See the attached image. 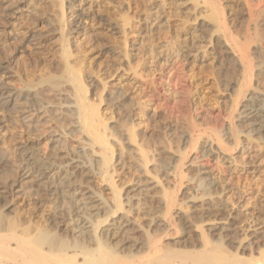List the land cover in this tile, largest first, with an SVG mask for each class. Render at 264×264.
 Wrapping results in <instances>:
<instances>
[{
    "label": "bare ground",
    "instance_id": "bare-ground-1",
    "mask_svg": "<svg viewBox=\"0 0 264 264\" xmlns=\"http://www.w3.org/2000/svg\"><path fill=\"white\" fill-rule=\"evenodd\" d=\"M78 1L79 0H48L50 3L49 7L52 9L55 8L53 22L50 21L51 24H48V26L51 25L48 27V32H46L42 38L38 37V35H28L25 37L26 46L28 45L31 48L30 55L34 57V60H38L39 55L42 57L44 51H46L44 49H46L47 45L49 46V44L51 45L54 43V48H52L50 52L52 58L57 62V68H51L48 60L42 59L39 65L35 63L36 65L33 69L25 74L26 78L24 82L21 78L22 75L20 76L19 74V68L12 70L4 66L0 67V79L13 80L16 78L19 80L25 89V91L19 92V95L21 94L20 98H25L22 93L27 91L33 92V90L37 89L36 87H38V92H65V94L68 95V99H70L72 103L71 108H73L72 111H70L71 113L66 115L63 112H55L56 114L48 112V117L57 124L58 130H62L61 133L72 135L73 133L79 132V134L83 136L82 138L85 139H83V141L87 142L91 155L94 156L96 154L98 156L96 161L97 165L95 164L97 166V169H95L97 172H95L96 174L93 173L98 177V181L104 184L105 191L109 193L110 199L106 200V198H104V190H96V188L92 187L90 181H88L89 179H85V175L79 178V174L73 175V172L67 170L64 177L61 178V176H63L61 173L62 169L70 167L72 164H77L73 159H71V163H66L65 166L59 167L58 171H55L56 169L50 163L47 164L38 159V166L34 165L36 162L33 163L35 166L34 173L36 174H34L35 177H33L38 180L40 188H38V196H40L39 198L41 199L40 206H46V202L51 201L54 205V208H52L54 211L57 207L56 205L59 204L62 206L63 204V210L61 214H59L61 221H56V216H58V214L54 213L55 215H51V217H42V220L38 221V224L35 223L30 225L20 220L19 215L16 213V215L11 218H7L0 214V264H264V248L258 247L249 250V248L245 246L244 241L248 239V234H244L242 236L243 238H240L238 245L235 247L233 246V242L228 239L232 238L228 233H234V231L217 226L216 222L219 221L227 222L229 228L234 226V222L228 218V212L226 215L224 213L226 209V205L224 204H226V201L224 202L221 200L220 203H214L213 205L209 202L213 196L219 195L220 187H217V183H213L211 180L210 182H206V184L204 181L203 186L202 184L198 185V183L197 185L193 184L195 185L194 188H192L193 186L191 187L190 184L185 186V184L193 183L192 181L195 178L194 174L199 176L198 172L195 173L192 172V170H189V174L194 173L191 175L193 178L186 173L188 172L186 169L188 167L185 168V165L192 151H203L205 157L207 156L209 158L212 156L208 155L209 150H207V148L209 144H213L219 153L224 155L227 154V156L230 157L243 143L240 137L243 126L242 121L247 119L249 115L248 112L250 114L253 112L256 113H254V117L256 118L255 122L258 123L254 128L248 130V132L246 131L245 140L248 142L251 141L252 135H260L264 129V119H262L263 116L261 114L264 110H257V105L254 103L255 98L248 92V87H250L252 82V71L255 67H253L250 62L251 56H249L250 52L247 46L249 40H246V37L249 35L247 32L249 30H246V27L249 29L248 26H245L246 36H244V33L242 37L245 38H239L242 41H238L227 26V20L223 15L225 12L223 13L224 9L219 3V0H189L193 5L190 4L195 8L193 11V22L195 21L196 23V21L200 19V28L210 27L209 30L212 32V36L214 38L219 37V39L221 37L223 45L231 51H229V55L235 57V62H237L236 65L239 67V71L237 70L239 72V81L237 82L239 83L237 84L238 88L235 92V97L231 100L230 105L226 109L228 126L223 129V131L222 129L211 127L210 125L203 126L202 124H197L196 120L189 116V119L183 120L186 122L185 124L174 120L176 122L173 124V128H171L170 123L172 122L169 120L171 117L169 118L167 114L158 113L159 109H163L162 107L164 104L162 102L163 106L160 105V97L158 98V92H156L157 86H155L156 83L154 81H151L152 79L149 80V82L151 81L149 85L152 86L149 96L145 95L147 93L140 95L141 92H138L139 89L136 90L138 86H134V82V85H132L120 81L121 76H119V73L121 74V72H123V74L131 72L134 75L138 73L135 78L144 77V71L142 69L137 71L139 66L133 67L129 58V52L135 46L136 28L139 22H141V19L137 18V14L141 12V9H139L140 7L138 8L136 4L138 0H122V3L125 5L126 14L124 12V17L119 20L121 22L120 24L116 23L111 26V30H109L118 38V46H116L117 49L120 50V57L122 58V62L118 63V65H116L117 67L113 70L114 74L111 70L108 71L109 69L103 72L102 69L101 71H95L92 67V62H88L90 58L86 56L87 49H84L86 43L89 42H78L79 36L83 34L82 32L84 31L82 26L86 21L84 19L85 15L77 13L70 21H68L66 17V11L69 9L73 10L74 3ZM244 1L247 6L245 8L248 9L249 13L253 11L251 12L253 14L254 12L258 14L264 4V0H243V3ZM80 2L81 1L78 3ZM252 9H255V11ZM261 12L263 13V11H260V13ZM15 13L14 11L12 15ZM261 14L258 15L260 16ZM258 15L257 18L259 17ZM199 16L200 18H198ZM251 18L253 19L255 16ZM16 19H18V17H16L15 20ZM187 19L184 20L180 17L179 23L181 25H179V27L181 26V28L184 29L188 28L191 23L189 24ZM142 20L144 21L145 19ZM164 23L167 31H162L160 35L162 38L161 40L168 45L167 47H169L170 52L176 54L180 60L186 62V66L190 68V79L199 81V83L202 84V90L208 86L206 91H210V96L208 95L209 97H207L208 99L206 101L212 102L216 98L215 95L217 96L218 93L223 91L220 90V86L217 83L219 81H217L218 78L214 73V68L211 65L204 64L201 58H199L200 60L194 58L189 61L187 58V50L183 46L184 43L179 39L177 34V22L171 21L170 18L167 17ZM250 23H253V21ZM250 23H248V25ZM200 30L204 31V29ZM206 31H208V29ZM47 34L52 37L47 38ZM18 36L19 34L12 37L14 42L18 40ZM212 36L210 37V41H208L209 43L211 42V38H213ZM98 37L99 35L97 34L91 36L93 44L98 42ZM217 41L216 43H218ZM206 53L207 52H205V54ZM231 62L234 63V61ZM236 65H233V67ZM236 68H233V75H236L234 74V71L235 73L237 72L234 70ZM36 72H38L36 77L38 78L39 73L40 76L38 81L34 82L32 81V76ZM146 76L147 74L145 77ZM113 77L114 80L119 81L118 84L120 89L115 93L112 92L115 101L110 103L113 101V98L110 101L109 96H107V94L103 95V93H105V89L108 87V79ZM193 81L194 80H191V82ZM42 88L43 90H40ZM142 90L143 89L139 91ZM147 91L148 90L145 92ZM136 92L138 94H136ZM187 95L190 96L191 94ZM155 97L156 100L154 99ZM189 98L187 99L189 100ZM42 100L38 99V111L44 109ZM243 100L244 103L242 104L241 101ZM192 102L195 103L193 100ZM186 103L189 104V101ZM240 109L243 110L239 112ZM148 110L153 111L150 119H147V116H145ZM243 114L246 115L241 117ZM145 122L146 124H152L153 131L147 141L143 140V137H141L137 131L139 125ZM248 126L249 125L246 124L247 128ZM167 127L169 128L168 130ZM111 139H115L120 146H123V149H126L123 144V140L125 139V141H127L126 145L128 147H134L133 149H135L136 153L134 155L129 153H127L129 154L127 156L121 154V158L125 161L123 166L127 165L126 160H132L133 164L129 161L131 163L130 167L135 169V172L141 171L145 175L149 174V176L156 181L154 182L158 184V188H156V194L158 195H156V198L152 199V204H149L150 206H146L141 200H139L141 203H138L141 207L145 206V215L150 217L148 225L138 224L143 228V232L139 236L143 241L141 248L139 247L140 244H136L135 242V233L125 230V227H122L123 222L119 223L120 218L119 220L114 219L117 214H122L121 217L125 220V218L133 214L134 211L131 210L133 206L131 197H128V194H126L127 188H124V184L118 185L116 183L117 178L115 179V176L117 177L119 173H117L118 169L114 166L117 159L114 157L115 148L114 144L111 143ZM207 141L209 144L204 147ZM248 147L250 146L248 145ZM171 150L172 155L176 154L175 158L169 155V151ZM149 165H152L151 169L148 167ZM234 165L237 166V160ZM77 166L78 165H75L73 168H78ZM32 167L30 170H32ZM90 169L93 168L91 167ZM161 170L166 173L165 175L170 172V180L166 178L169 181L165 184L162 182L163 177L161 178ZM52 172L53 176L50 177L52 185L51 182L50 184L44 183L43 180L47 178L48 173ZM77 179L80 180V184H78L79 187L83 184L89 185V187L86 185V192H83L84 189H82L81 192L77 194V189L75 188V186H77ZM198 181H200V178ZM219 183L221 182L219 181ZM90 187L91 189H89ZM224 189L222 188L223 191ZM185 190H190L193 194V196L190 195L191 199L189 201L193 200V202L191 201L192 203L197 201V199L200 201V205L197 206L199 209L190 212L185 219L182 218L180 214L173 217L172 211L177 207L184 208L185 201H188L187 197H185ZM194 192H196V194H194ZM225 192L227 193L228 191ZM236 194L235 191V195ZM242 194L241 192V195ZM227 198L228 202L231 203L232 197ZM228 202L227 204H229ZM125 208H127V210H125ZM260 208H263V206ZM260 208H258V210ZM138 209H140V207ZM237 219L243 221V217L237 216ZM126 222H128V220H126ZM205 224H212V226L204 228V226H206ZM63 226H67V228L62 230L61 227ZM144 226H147L148 229H144ZM190 228L197 231L194 234L195 238H193V233L190 232ZM171 230L173 232H171ZM189 232L191 233L190 235ZM234 234L236 237V233ZM177 235L178 237H175ZM173 236L178 239L172 243L171 246L162 245L163 240ZM130 243H132V245H129ZM138 249L139 252L134 253ZM246 253L248 255H246Z\"/></svg>",
    "mask_w": 264,
    "mask_h": 264
},
{
    "label": "rangeland",
    "instance_id": "rangeland-1",
    "mask_svg": "<svg viewBox=\"0 0 264 264\" xmlns=\"http://www.w3.org/2000/svg\"><path fill=\"white\" fill-rule=\"evenodd\" d=\"M79 1L81 2L78 3ZM79 1L74 3L73 10L69 9L66 11V17L68 21H70L77 13H82L85 15L84 19L86 21L82 26V28H84V31L82 32L84 35L81 34L79 36L78 42H89L86 43L84 49H87L86 56L90 58L88 62H92V67L95 71H101L102 69L103 72L104 70L109 69L108 71L111 70L114 74L113 70L115 67H117L116 65H118V63L122 62V58L120 57V50L117 49L118 38L116 35L111 33L112 31L109 30H111V26L115 25L116 23H121L119 20L124 17L123 14L125 12V5L122 3V0ZM219 1V3L223 6V13L225 12L223 15L227 20V26L229 27L231 33H233V35L236 37V40L238 39V41H242L241 39L245 38H242L243 34L245 33V26H248L249 28L247 29L246 27V30H249L247 31L249 33L247 37L249 38L246 37V40H249L247 42V46L249 47V56H251L250 62L252 63L253 67H255L252 71V82L250 87H248V92L254 96L255 101H253L257 105V110H264V4L262 5V9H260V11H263V13L261 12V14L259 11L258 14H261L259 16L257 12H254L255 15L251 13L253 11L249 13L248 9L245 8L247 6L245 1L243 3V0ZM0 3V67L5 66L11 68L12 70L19 68V74L20 76L22 75L21 78L24 82L26 78L25 74L33 69V67L36 65L35 63L39 65L42 59H45L46 61L48 60L51 68L56 69L57 62L52 58L50 52V50L54 48V43L51 45L49 44V46L47 45L46 49H44L46 51H44L42 57L39 55L38 60H34V57L30 55L31 48L28 45L26 46L25 42V37L28 35H38V37L42 38L44 34L48 32V27L51 26H48V24L53 22L55 8L52 9L49 7L50 3L48 0H0ZM190 3L191 2L189 0L137 1L136 4L138 8L140 7L139 9H141V12L137 14V18L141 19V22H139L136 28L135 46L133 49H131V51L129 50V58L133 67L139 66L137 71L140 69L144 71V77L135 78L138 73L134 75L131 72L125 74L121 72V74L119 73V76H121L120 81H123V83H130L132 85L135 84L134 86L137 85L138 88H136V90L143 89V92L138 90V92H141V94H139L144 95L147 93L145 94L146 96L151 94L150 91L152 86L149 84L151 81H154L156 83L155 86H157V96L158 98L160 97V105L163 106L164 104L165 106L162 107L163 109L161 108L162 110L159 109L158 113L167 114L169 118L171 117L169 119L172 122L170 123L171 128H173V124H175L176 121L185 124L186 122L183 120H187L189 116L193 117L197 124H202L203 126L210 125L211 127L222 129L223 131V129L227 128L228 126L226 120V109L230 105L231 100L235 97V92L238 88L237 84L239 82L237 81H239V67L236 65L237 62H235V57L229 55L231 51L223 45V40L221 37L220 39L219 37L214 38L212 36V32L209 30L210 27L200 28V19H198L200 16L197 18L198 20L196 23L195 21L193 22V11L195 8L192 6L193 4L191 3V5ZM252 10L255 11V9ZM14 11L16 13L12 15ZM251 14L254 15L255 18L252 19L251 17L254 16ZM256 14L259 16L258 18ZM16 17H18V19L15 20ZM167 17H169L171 21L177 22V34L179 39L184 43L183 46L187 50V58L189 61L193 60L194 58L196 60H200L199 58H201V61L204 62V64L211 65L214 68V73L218 78L217 81H219L217 83L220 86V90L223 91L218 93L217 96L215 95L216 98L212 102L206 101L208 99L207 97L210 96V91H206L208 86L202 90V84H200L199 81L196 79H190V68L186 66V62L180 60L176 54L170 52L169 47H167L168 45L165 44L163 40H161L162 38L160 35L162 31H167L164 23L165 18ZM180 17H182L184 20L189 18L187 20L189 24L191 23L189 25L190 28L188 27L184 29L181 28V26L179 27V25H181L179 23ZM142 19L145 20L143 21ZM249 21H253L254 26L253 23H250ZM248 23L251 25L249 24V26ZM198 27L200 29H204V31L200 30ZM207 29L208 31H206ZM16 34H19V36L18 40L14 42L12 37L17 36ZM93 34L99 35L97 40L98 42H96V44H93V41H91V36ZM211 36L213 38H211L210 44L208 41H210ZM244 36H246V33ZM51 37V35L47 36V38ZM216 41L218 43H216ZM204 51L207 53L205 54ZM231 61H234V63ZM233 65L236 66L233 67ZM233 68H236L234 69L236 71L238 70L236 73L234 71V74L237 76L233 75ZM37 73L38 72L32 76L34 78H32V81L34 82L38 81L39 79L40 73L38 78L36 77ZM146 74L147 76L145 77ZM149 80L151 81L149 82ZM191 80H194L195 82H191ZM118 83L119 81L114 80V77L108 79V87L106 88L107 90L105 89V93H103V95L107 94L110 101L113 98V101L110 103L115 101L113 93L120 89ZM145 85H149L150 87ZM36 88L37 89L33 90V92L27 91L22 93L26 99L20 98L21 94L19 95V92H23L25 89L19 80L16 78L13 80L0 79V214L2 216H6L7 218H11L17 214L19 215L20 220L26 222L27 224L29 223L30 225L35 223L38 224V221L42 220V217H51V215H55L54 213L58 214V216H56V221L60 222L61 220L59 214H61L64 206L63 204L62 206L58 204L56 205L58 208L55 206L56 208L54 211L52 209L54 208V205L51 201L46 202V206H40L41 199L39 198L40 196H38V190L40 188L38 185V180L34 178L36 175L34 170L35 166H38V159L39 161L53 165L56 169L55 171H58L59 167L61 168L63 165L65 166L66 163H71V159H73L77 164H72V166L62 169L61 173L63 176H61V178L64 177V174L67 170L73 172V175L79 174V178L82 175H85V179H89L88 181H90L92 187L96 188V190H104V198H106V200L110 199L109 193L105 191L104 184H101L100 181H98V177L95 175V172H97L95 169H97L96 161L98 156L96 154L94 156L91 155L87 142L83 141V136L80 135L79 132L73 133L72 135H69L68 133H61L62 130H58L59 128L57 127V124H55V122L51 120L50 117H48V112H52L54 114H56L55 112H63L66 115L71 113L70 111H72L73 108H71L72 103L70 99H68V95L65 94V92H38V87ZM40 90H43V88ZM146 90L148 91L145 92ZM136 94L138 93L136 92ZM187 94L191 95L189 96ZM187 98H189V100ZM38 99H43V110L41 109L38 111ZM154 99L156 100V97ZM186 99L189 101V104L186 103ZM192 100L195 103H193ZM241 102L243 104L244 100ZM242 110L243 109H240L239 112ZM152 113L153 111H146L145 116H147V119L152 117ZM254 113L255 112L250 114L248 112L249 115L247 116V119L242 121L243 126L240 137L244 145L242 143L241 146H239L235 153L231 154L230 157L227 156V154L224 155L219 153L216 147L213 144H209L207 141L204 144V147L209 144L207 150H209L208 152L210 154L208 153V155L212 157H205L203 151H192L193 153L191 152V154L188 156V160L185 165V168L188 167L186 168L188 170V172H186L188 176L194 174H189V170H192V172L195 173L198 172L199 175L196 176V174H194L195 178L192 181L193 183L185 184V186L190 184V186H193L192 188H194L195 185L193 184L197 185V183L198 185L202 184L203 186L204 183L206 184V182H210L211 180V182L217 183V187H220L219 195L213 196L209 202L211 205H213L214 203H220L221 200L224 202L226 201V204H224L226 205L224 213L226 215L228 212V218L234 222V226L232 228H229L227 222L225 221L216 222L217 226H220L226 230L234 231V233H236V237L234 236V233H228L230 234V237H232L228 239L233 242V246L235 247L238 245L240 238L242 239L244 234H248L249 237L244 241V243L245 246L249 248V250H251V248L253 249L258 247L264 248V129L260 135H252L253 137L251 141L248 142L245 140V135L248 130L254 128L258 123L255 122L256 118L254 115L256 113ZM261 114L263 116L262 119H264V112H261ZM245 115L246 114H243L241 117H244ZM148 124H146V122L141 123L137 128L139 135L143 137V140L146 141L153 132L151 126L152 124ZM246 124L249 125L248 128L246 127ZM168 129L169 128L167 127V130ZM112 140L113 139H111V143L114 144L115 148L114 157L117 159L114 166L116 169H118L117 173H119L117 177L115 176V179L117 178L116 183L118 185L124 184V188H127L126 194H128V197H131V202L133 205L131 210L134 211V215H127L128 217H126L125 220H123L121 217L122 214H117L114 219L119 220L120 218L119 223L123 222L122 227H125V230L135 233V242L136 244H140L139 247L141 248L143 241L139 236L143 232V228L138 224L148 225L150 217L145 215V206L141 207L139 204L141 202H144L146 206H150L152 204V199L156 198V195H158L156 194V188H158V184L155 183L156 181L153 180L149 174L145 175L141 171L135 172V169L130 167L131 163L133 164L132 160H126L127 165L123 166L125 161L121 158V154H125L126 156L129 154L134 155L136 153L135 149H133L134 147H128L126 145L127 141H125V139L123 140V144L126 149H123V146H120V144L117 143L115 139L113 141ZM242 145L245 149L242 147ZM248 145L250 147H248ZM94 149L97 151L95 147ZM169 155L175 158L176 154L172 155L171 150L169 151ZM236 160L237 166L234 165ZM75 165H78V168H73ZM151 166L152 165H149L148 167L151 169ZM31 167L32 170H30ZM91 167L93 169H90ZM169 173L165 175V172H162V170L160 171L161 178L163 177V184L170 180ZM52 174L53 172L48 173L47 178L44 179L43 182L46 184H50L51 182L52 185V180L50 178L53 176ZM199 178L201 182L198 181ZM77 180V186H75L77 189V194H79L82 189H84L83 192H86L87 186L89 187V185L83 184L79 187L78 184H80V180ZM217 180H219L221 183H219ZM222 188H225L224 191ZM89 189H91V187ZM187 191L188 190H185L184 193H186L185 197H187L189 201L191 199L190 195L193 196V194L190 190L188 192ZM225 191L228 192L226 193ZM235 191L238 196L237 194L235 195ZM241 192L243 193L242 195ZM194 194H196V192H194ZM227 197H232V206L231 203L228 202ZM139 200H141V202ZM186 201L185 207L183 205L184 208L177 207L172 211L173 217H176L178 214H180L181 217L185 219L190 212L199 209L197 208V206L200 205V201L198 199L197 201H194V203H192L193 200H191L192 202ZM227 202L230 204V206L227 204ZM138 206L141 210L138 209ZM261 206H263V208H260ZM258 208H260L262 211L260 209L258 210ZM125 210H127V208H125ZM237 216L243 217V221L238 220ZM126 220H128V222H126ZM205 225L206 226H204V228L212 226V224ZM65 228H67V226L61 227L62 230H65ZM144 229H148V227L144 226ZM171 232L173 231L171 230ZM190 232L193 233V238H195L194 234L197 231L191 229ZM190 232L189 235L191 234ZM175 237H178V235ZM175 237L173 236L169 239L163 240L162 245L171 246V244L178 239ZM129 245H132V243ZM136 252H139V249L134 253ZM246 255L248 254L246 253Z\"/></svg>",
    "mask_w": 264,
    "mask_h": 264
}]
</instances>
